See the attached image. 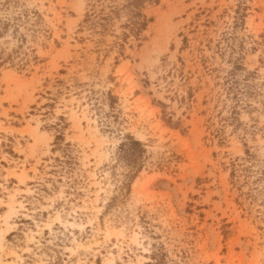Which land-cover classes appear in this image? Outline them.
Wrapping results in <instances>:
<instances>
[{
	"label": "rangeland",
	"instance_id": "374dc122",
	"mask_svg": "<svg viewBox=\"0 0 264 264\" xmlns=\"http://www.w3.org/2000/svg\"><path fill=\"white\" fill-rule=\"evenodd\" d=\"M0 20V264H264V0H0ZM125 134L148 159L108 208Z\"/></svg>",
	"mask_w": 264,
	"mask_h": 264
},
{
	"label": "trees",
	"instance_id": "16d2710c",
	"mask_svg": "<svg viewBox=\"0 0 264 264\" xmlns=\"http://www.w3.org/2000/svg\"><path fill=\"white\" fill-rule=\"evenodd\" d=\"M137 3L138 2L135 1L131 4ZM137 14L139 15V17H143L145 19V16L141 15L138 12ZM143 18L133 20L132 30L140 31L143 27L146 26V23L143 21ZM0 23L5 25V29L9 26V23L2 22L1 20ZM0 34H2V32H0ZM4 55L5 53L0 54V58L3 60V62L7 60ZM106 99H110L111 102L114 101V97L110 95V93H108ZM103 121L106 126L110 125V123L107 122L105 118ZM146 153L147 150L145 148V145L141 141L137 140L134 136L130 134H125L123 136V140L118 147L115 163L116 167L120 166L121 168H123V172L115 174L117 175L116 181L120 183L117 187L120 192V195L112 198V201L108 204V208H111L113 205H115V203L120 199V197H122L121 195L130 190V185L132 184L133 180H135L139 172H141L145 167L146 161L148 159Z\"/></svg>",
	"mask_w": 264,
	"mask_h": 264
}]
</instances>
